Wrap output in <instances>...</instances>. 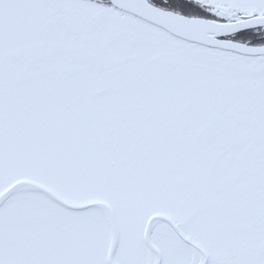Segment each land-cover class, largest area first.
<instances>
[{"label":"snow or ice","instance_id":"obj_1","mask_svg":"<svg viewBox=\"0 0 264 264\" xmlns=\"http://www.w3.org/2000/svg\"><path fill=\"white\" fill-rule=\"evenodd\" d=\"M0 264H264V0H0Z\"/></svg>","mask_w":264,"mask_h":264}]
</instances>
